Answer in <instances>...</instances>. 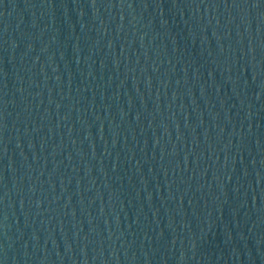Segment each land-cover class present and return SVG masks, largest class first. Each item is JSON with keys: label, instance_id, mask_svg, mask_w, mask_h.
Segmentation results:
<instances>
[{"label": "water", "instance_id": "water-1", "mask_svg": "<svg viewBox=\"0 0 264 264\" xmlns=\"http://www.w3.org/2000/svg\"><path fill=\"white\" fill-rule=\"evenodd\" d=\"M0 264H264V0H0Z\"/></svg>", "mask_w": 264, "mask_h": 264}]
</instances>
